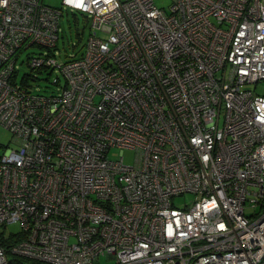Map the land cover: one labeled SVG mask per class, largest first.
Wrapping results in <instances>:
<instances>
[{
    "label": "built area",
    "instance_id": "2783aa9c",
    "mask_svg": "<svg viewBox=\"0 0 264 264\" xmlns=\"http://www.w3.org/2000/svg\"><path fill=\"white\" fill-rule=\"evenodd\" d=\"M61 4L90 34L78 57H29L64 79L44 94L15 63L56 46L62 9L0 0V227L19 229L0 264H264V94L241 88L264 81V0Z\"/></svg>",
    "mask_w": 264,
    "mask_h": 264
},
{
    "label": "rangeland",
    "instance_id": "374dc122",
    "mask_svg": "<svg viewBox=\"0 0 264 264\" xmlns=\"http://www.w3.org/2000/svg\"><path fill=\"white\" fill-rule=\"evenodd\" d=\"M43 3L52 7H59L62 9V16L59 19L58 28V41L55 47L52 49L39 48L36 46L29 47L23 50L15 63L14 80L17 84L28 83L33 87V91L41 92L44 94L58 93L63 86L64 79L61 78L59 85L52 84V79L56 75H59L56 71H50V69H42L40 71H33L27 61L29 57L38 55L50 54L55 56L57 59L63 61L69 58L78 57L84 51L86 41L90 34V16L82 11L69 9L63 7L61 0H43ZM155 3L160 8L168 11L170 0H155ZM242 89H251L259 94H264V81L256 83L243 84ZM0 143L3 145L10 146V133L0 125ZM110 157H117L120 154L118 148H112L109 151ZM123 157L127 163H132L134 158V152L128 149L123 150ZM194 199V194L187 193L173 199L174 203L183 207L185 203L190 204ZM259 207L254 204H246L244 207V213L246 215H252L258 212ZM18 226L15 223L7 225L6 229L0 227V232L4 233H15L17 232ZM0 234V237L2 236ZM27 263L29 261H26ZM112 262L106 259L104 256H100L99 260L94 264H107Z\"/></svg>",
    "mask_w": 264,
    "mask_h": 264
},
{
    "label": "trees",
    "instance_id": "16d2710c",
    "mask_svg": "<svg viewBox=\"0 0 264 264\" xmlns=\"http://www.w3.org/2000/svg\"><path fill=\"white\" fill-rule=\"evenodd\" d=\"M9 240L4 241L2 237H0V243H3L4 245H8ZM18 262H21L22 264H45V263H40L38 261H32V260H24V259H16ZM26 261H29L28 263ZM12 264H16L13 262Z\"/></svg>",
    "mask_w": 264,
    "mask_h": 264
},
{
    "label": "bare ground",
    "instance_id": "6f19581e",
    "mask_svg": "<svg viewBox=\"0 0 264 264\" xmlns=\"http://www.w3.org/2000/svg\"><path fill=\"white\" fill-rule=\"evenodd\" d=\"M33 261V260H32ZM38 262H40V263H45V262H41V261H38ZM45 264H48V263H45Z\"/></svg>",
    "mask_w": 264,
    "mask_h": 264
}]
</instances>
